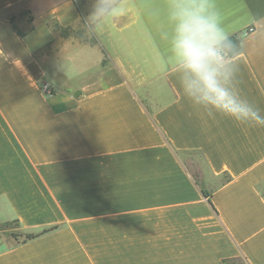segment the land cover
Wrapping results in <instances>:
<instances>
[{"label":"crops","instance_id":"obj_1","mask_svg":"<svg viewBox=\"0 0 264 264\" xmlns=\"http://www.w3.org/2000/svg\"><path fill=\"white\" fill-rule=\"evenodd\" d=\"M145 2L126 0L91 46L52 29L80 24L74 0H0V225L16 224L0 264H264V128L185 99ZM216 4L241 94L264 113V0Z\"/></svg>","mask_w":264,"mask_h":264},{"label":"clouds","instance_id":"obj_2","mask_svg":"<svg viewBox=\"0 0 264 264\" xmlns=\"http://www.w3.org/2000/svg\"><path fill=\"white\" fill-rule=\"evenodd\" d=\"M139 9L161 45L160 70L177 78L196 110L264 128V113L239 89V46L216 0H147ZM127 12L126 0H93L85 26L95 34Z\"/></svg>","mask_w":264,"mask_h":264},{"label":"trees","instance_id":"obj_3","mask_svg":"<svg viewBox=\"0 0 264 264\" xmlns=\"http://www.w3.org/2000/svg\"><path fill=\"white\" fill-rule=\"evenodd\" d=\"M74 3L80 13V16H81V21H80V24L77 26V27H61L59 26L58 24H54L52 26V29L55 33H57V35L63 39H69V38H73V39H76V40H82V38H84V44H89L91 46H94V45H97V40L95 39V37L91 34L90 36V39H88V36L86 35L85 33V24H86V21H85V15L83 14L82 10L79 8L77 2L74 0ZM10 23H11V26H12V29L15 31V33L22 37L24 36L27 32H23L21 30H18L17 27L14 25V21L15 19L14 18H10L9 19ZM232 39L237 43V45L239 46V51H240V44H239V37L237 35H232ZM104 53V52H103ZM36 55V54H35ZM104 63V60L103 62ZM203 195L206 196V197H210L209 193L206 192V191H202ZM209 204L211 205V202L210 200H208ZM212 206V205H211ZM56 227H52V228H49V229H45V230H42L40 233L38 234H25L24 235V238L22 240V242H27L29 240H32L34 238H37L39 236H42L43 234H46L52 230H54ZM11 236L17 240V238L21 235H18L16 233H11ZM225 264H233L232 262H227Z\"/></svg>","mask_w":264,"mask_h":264},{"label":"rangeland","instance_id":"obj_4","mask_svg":"<svg viewBox=\"0 0 264 264\" xmlns=\"http://www.w3.org/2000/svg\"><path fill=\"white\" fill-rule=\"evenodd\" d=\"M79 6V8L82 10L83 13H89L92 10V6H93V0H75ZM87 17L85 15V21L87 20ZM14 25L17 27H21L20 23H17V21H14ZM85 33L88 36V39H90L91 36V32L88 31L87 27L85 26ZM93 35V34H92ZM79 41V40H78ZM79 43H83L84 44V38H82V40L79 41ZM101 53L103 54V52L101 51ZM140 93V91H139ZM160 100H163V97L159 96ZM164 99H165V95H164ZM182 161L184 162V164L188 167L189 171L191 172V174L195 177V178H199L201 177V175L203 176V174L207 173L206 171V166L205 163L202 159V157L196 153H193L192 155H182L181 156ZM16 224H12L9 223V225L4 224V225H0V230H5V229H9V228H15Z\"/></svg>","mask_w":264,"mask_h":264},{"label":"built area","instance_id":"obj_5","mask_svg":"<svg viewBox=\"0 0 264 264\" xmlns=\"http://www.w3.org/2000/svg\"><path fill=\"white\" fill-rule=\"evenodd\" d=\"M252 31H253V28L252 27H250L249 29H247V32H252ZM42 90H43V93L45 95L49 96V97L52 96L53 93H54V90L50 86H48V85H43Z\"/></svg>","mask_w":264,"mask_h":264}]
</instances>
